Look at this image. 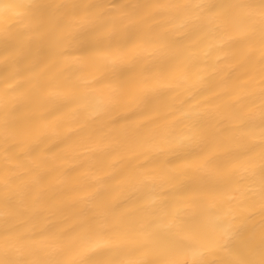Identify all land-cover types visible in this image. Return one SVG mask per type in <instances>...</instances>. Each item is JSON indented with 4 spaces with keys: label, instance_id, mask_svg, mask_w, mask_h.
I'll list each match as a JSON object with an SVG mask.
<instances>
[{
    "label": "snow or ice",
    "instance_id": "1",
    "mask_svg": "<svg viewBox=\"0 0 264 264\" xmlns=\"http://www.w3.org/2000/svg\"><path fill=\"white\" fill-rule=\"evenodd\" d=\"M15 9L24 10L22 30H0V264H186L182 258L188 254L192 264H264V225L258 241L254 235L242 240L243 230L231 208L208 211L216 198L227 197L264 217V0L0 3V12ZM133 51L147 53L154 61L147 72L161 77L182 73L185 83L195 76L198 90L186 102L191 106L188 113L167 137L180 154V160L167 162L169 168L183 161L195 165L193 171L173 175L169 168L161 169L171 190L152 195L151 205L129 221L120 209L143 204L144 190L155 193L156 184L136 175L127 202L113 205L116 185L156 167L159 160L114 171L79 189L52 188L49 182L61 174L58 164L68 150L94 152L89 160L103 162L148 143L149 125L120 132L121 122L111 120L116 107L131 95L120 71L123 58L134 66L143 63L142 56L130 57ZM213 52L215 62L207 63L205 57ZM100 55L105 59L99 70L106 74L97 84L110 88L108 98L77 112L76 130L61 134L54 122L65 109L77 107L72 97L76 82L95 69ZM242 80L249 81L248 99L230 103ZM158 99L154 92L135 95L138 111L124 123L150 119L159 111ZM257 130L260 135L253 138L259 143L245 141L238 151L229 147L239 143L236 134ZM93 145L102 147L95 151ZM84 169L97 170L85 163L63 175ZM182 177L194 179L186 182ZM80 192L85 195L71 207L75 224L70 231L63 232V224L34 230L45 206L63 215L66 198ZM101 226L134 240L137 258L99 260L88 254L94 245L82 250L73 243L77 236L107 234L98 233ZM47 240L56 243L34 247ZM219 254L226 258L209 259Z\"/></svg>",
    "mask_w": 264,
    "mask_h": 264
},
{
    "label": "bare ground",
    "instance_id": "2",
    "mask_svg": "<svg viewBox=\"0 0 264 264\" xmlns=\"http://www.w3.org/2000/svg\"><path fill=\"white\" fill-rule=\"evenodd\" d=\"M15 3V4H29L33 2H53V0H0V3ZM56 2L71 3L73 0H56ZM131 2V0H127ZM162 3H180V4H196L202 2H209V0H160ZM215 2H229V0H215ZM246 2V0H241ZM23 9H15L12 11L0 12V30L4 28H12L22 30L21 21L24 20ZM17 12L21 13L17 15ZM175 27L179 26V21H172ZM174 27V30H175ZM142 56L144 57L143 63L134 66L132 60L128 57L123 58L121 63L120 71L125 74V81L127 83V90L131 94L127 101L121 105H118L111 115L112 121H120L117 125V130L120 132L125 131V128L135 129L141 125H149L145 129V138L148 143L145 147L136 151L135 153H123L120 156L113 157L106 161H90L89 158L94 152H85L79 149L68 150L64 156L65 158L59 161L58 167L62 170L61 174H58L50 179V187L52 188H72L79 189L91 183H98L100 180L107 179L109 175L113 174L114 171H120L131 166L132 168H139L142 164H149L154 160H159V164L156 167H150L143 169L139 173H133L128 179L119 182L116 185L117 190L112 194L113 205L125 204L131 194L134 186L137 185L135 179L136 175L146 177L147 182L155 183L156 189L153 193L152 189H145V202L140 205L128 204L126 207L120 209L122 216L131 221L140 216L143 208L149 207L152 203L150 197L154 194L160 195L163 192L171 190V186L166 184L165 178L161 173V169L169 168L168 161L180 160V154L178 146L175 142L168 139V131L171 129L173 124H178L184 119V114L188 113L190 105L186 102L192 98L195 92L198 90L196 87L197 80L193 76L188 82H184L183 74L178 73L174 75H168L161 77L158 72H147L154 61L149 57L147 53L141 51H133L130 53V57ZM221 58L223 54H221ZM105 57L100 55L96 57L97 64L95 69L90 73L86 74L81 80L77 81V87L72 93L74 102L77 104L76 108H67L65 111L56 119L53 127L58 126V130L61 134H71L76 130L75 125L77 122V112L83 111L87 106L94 104L97 100H107L110 93V88L106 84H97V81L103 79L106 74L99 69L104 67L103 61ZM216 60V55L210 53L205 57L207 63H213ZM198 70L193 69V72ZM145 73L142 77L140 73ZM147 83H144V80ZM210 79V78H209ZM249 81H239L236 85V94L231 97L230 103L240 104L246 101L250 95L248 90ZM56 84L53 83V87ZM212 84L206 85L210 87ZM145 92H154L159 94L158 106L159 111L153 115L150 119H142L130 121L125 124V120L128 117H132L138 111L137 105L134 102L135 95L142 94ZM203 103L204 101L201 100ZM158 121V123H153ZM181 129H177L180 131ZM239 143H231L229 145L233 150H242L245 141L252 143H259L258 139L253 137H259L260 132L257 130L254 134L247 136H240L236 134ZM102 146L93 145L92 148L95 151H99ZM139 157V159H137ZM89 163L94 166L96 171L84 169L80 172H76L71 176H64V173H71L73 169L79 168L82 164ZM10 167L12 165H9ZM3 165L0 164V168ZM195 165H188L181 161L169 168L173 175L182 172H191ZM3 173L0 172V177ZM194 178L182 177V180L186 182H193ZM161 185H165L161 187ZM2 184H0V190H2ZM85 193L80 192L77 196L68 197L65 203L68 208L61 209L63 215L56 213H50L46 210L44 218L37 221L34 225V230L39 232L45 228L52 227L55 224H63V232L70 231L74 226L75 221L72 218L71 207L75 204L76 200L84 196ZM0 201H2V191H0ZM159 203V201H157ZM214 206H210L208 211L215 212L221 208L229 210L231 208L235 212V219L237 227L243 230L242 240H246L251 236H255L256 240H259L261 227L264 225V217L258 214V210L253 213L247 208L237 207L238 201H229L227 197L216 198L215 201L211 202ZM59 206V205H58ZM191 211V209H189ZM3 212V205L0 202V213ZM249 216L254 218L249 219ZM4 216L0 215V225H2ZM98 233L107 234H90L88 236H77L73 243L80 249L86 250L88 246L94 245L91 251L88 252L91 256H96L99 260L114 259H136L137 258V245L134 240L126 238L124 236L111 234L109 227L101 226L98 229ZM56 243L54 240H47L41 242L40 245L34 247L37 250L40 247H46L48 245ZM193 243H198L193 241ZM226 258L224 254L217 256H209V259ZM186 264H192L193 256L188 254L182 258Z\"/></svg>",
    "mask_w": 264,
    "mask_h": 264
}]
</instances>
